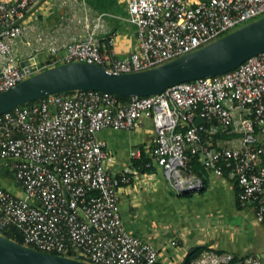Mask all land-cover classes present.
Here are the masks:
<instances>
[{"label": "built area", "instance_id": "obj_1", "mask_svg": "<svg viewBox=\"0 0 264 264\" xmlns=\"http://www.w3.org/2000/svg\"><path fill=\"white\" fill-rule=\"evenodd\" d=\"M40 1H0V93L65 63L95 64L109 73L147 70L264 16V0H126L127 20L137 32L135 49L125 58H111L113 36L101 48L90 32L64 45L59 60L40 62L39 47L21 66L12 45L24 32L20 22ZM197 117L202 125L194 124ZM144 120L154 132L153 145L143 151L146 168L159 167L178 192H199L201 181L185 175L197 157L210 175L233 181L238 205L251 207L264 223L263 52L229 72L160 94L124 101L106 92L74 91L1 114L0 163L22 195L0 188V235L14 227L22 246L91 264H156V250L126 231L120 218L118 190L130 183L132 171L111 174L113 157L96 138L105 129L134 130ZM221 135L234 137L215 146ZM140 156L138 149L130 152L133 160ZM189 264L263 263L207 250Z\"/></svg>", "mask_w": 264, "mask_h": 264}, {"label": "crops", "instance_id": "obj_2", "mask_svg": "<svg viewBox=\"0 0 264 264\" xmlns=\"http://www.w3.org/2000/svg\"><path fill=\"white\" fill-rule=\"evenodd\" d=\"M20 23L24 32L12 50L21 66L27 63L29 53L39 47L40 62L59 60L65 55L64 45L90 32L95 33L101 48L106 47V36L114 37L111 58H125L136 45V26L127 20L126 0H41ZM232 137L218 136L214 145ZM96 138L106 143L113 157L108 167L111 174L132 171L130 183L118 190L120 218L126 231L156 250V264H184L185 255L202 245L216 253H228L238 259L256 258L264 264V223L256 220L251 207L238 205V187L233 181L209 173L195 176L187 172L185 175L191 180L199 179L205 188L203 193L182 194L159 167L148 172L146 167L142 170L141 165L134 166L146 158L143 151L154 142L149 120L131 131L102 130ZM134 149L141 152L137 160L130 157ZM0 188L14 196L22 195L13 173L2 163ZM172 240L177 243L174 247L169 246Z\"/></svg>", "mask_w": 264, "mask_h": 264}, {"label": "water", "instance_id": "obj_3", "mask_svg": "<svg viewBox=\"0 0 264 264\" xmlns=\"http://www.w3.org/2000/svg\"><path fill=\"white\" fill-rule=\"evenodd\" d=\"M264 52V16L190 53L159 66L131 73H109L82 62L60 64L0 93V115L45 96L74 91L106 92L119 97L150 96L183 82L221 75ZM199 117L196 126L203 124ZM193 190V189H191ZM188 190H181L185 194ZM192 192V191H191ZM192 248L184 263L199 249ZM0 264H91L70 257L43 253L0 235Z\"/></svg>", "mask_w": 264, "mask_h": 264}, {"label": "trees", "instance_id": "obj_4", "mask_svg": "<svg viewBox=\"0 0 264 264\" xmlns=\"http://www.w3.org/2000/svg\"><path fill=\"white\" fill-rule=\"evenodd\" d=\"M68 93H71V92H67ZM119 97V96H118ZM121 100H124L126 101L128 99V97H119ZM36 101L34 102H31L29 104H32V103H35ZM148 158H144V159H141L139 161H137L135 163L134 166L138 167V165H141V169L143 170V167L145 168V163L147 161ZM143 165V166H142ZM188 169L189 171L188 172H191L192 174H194L195 176H203L204 174H207L208 171L197 161V157H193L188 165ZM145 171H152V169H148V168H145L144 169ZM204 188L203 187V182H202V189L201 191H199L200 193H203L204 192ZM189 196V195H187ZM1 235L8 238V239H11L12 241L16 242V243H19L21 244V236L19 234V232L14 228V227H7L4 231L1 232ZM204 250H209V249H199L197 251H195L194 254H192L189 259L184 263V264H189L190 261L195 258L197 255H199L201 252H203ZM69 257H72L71 255Z\"/></svg>", "mask_w": 264, "mask_h": 264}, {"label": "rangeland", "instance_id": "obj_5", "mask_svg": "<svg viewBox=\"0 0 264 264\" xmlns=\"http://www.w3.org/2000/svg\"><path fill=\"white\" fill-rule=\"evenodd\" d=\"M246 24H248V23H246ZM246 24H244V25H246ZM230 33V32H229Z\"/></svg>", "mask_w": 264, "mask_h": 264}]
</instances>
